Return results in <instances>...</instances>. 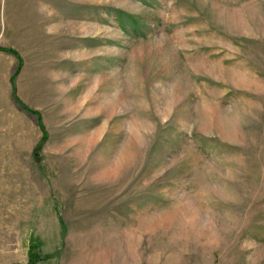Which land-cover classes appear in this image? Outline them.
<instances>
[{"label":"rangeland","instance_id":"374dc122","mask_svg":"<svg viewBox=\"0 0 264 264\" xmlns=\"http://www.w3.org/2000/svg\"><path fill=\"white\" fill-rule=\"evenodd\" d=\"M0 48V264H264V0H0Z\"/></svg>","mask_w":264,"mask_h":264},{"label":"trees","instance_id":"16d2710c","mask_svg":"<svg viewBox=\"0 0 264 264\" xmlns=\"http://www.w3.org/2000/svg\"><path fill=\"white\" fill-rule=\"evenodd\" d=\"M1 49V48H0ZM5 50H8V51H10V52H12L10 49H5ZM43 257H47V255H44ZM29 264H31V263H29Z\"/></svg>","mask_w":264,"mask_h":264}]
</instances>
